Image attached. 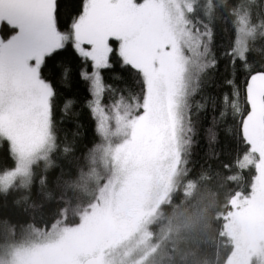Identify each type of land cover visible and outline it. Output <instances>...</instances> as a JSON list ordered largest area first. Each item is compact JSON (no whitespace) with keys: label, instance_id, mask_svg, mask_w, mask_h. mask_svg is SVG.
Returning <instances> with one entry per match:
<instances>
[{"label":"snow or ice","instance_id":"snow-or-ice-1","mask_svg":"<svg viewBox=\"0 0 264 264\" xmlns=\"http://www.w3.org/2000/svg\"><path fill=\"white\" fill-rule=\"evenodd\" d=\"M61 7L60 0H0V145L10 161L0 165V197H14L16 206L38 197L43 207L53 200V185L67 191L107 180L105 190L114 184L131 194L132 212L111 235L66 252L100 223L118 222L119 210L105 195L70 222L71 200L61 195L65 206L42 218L43 227L35 220L26 228L0 222V264H106L107 248L136 234L145 247L154 242L157 264H264V0H77L65 24ZM69 44L79 67L60 74L86 83L101 138L80 157L61 147L58 90L43 74ZM257 51L259 60L250 59ZM220 59L236 79L230 74L213 100V125L231 117L243 148L235 166L250 176L243 187L239 176L217 173L213 188L206 170L193 177L189 168L193 107H206L194 101ZM117 66L134 88L105 82L104 73ZM106 92L112 93L107 103ZM65 97L67 109L73 100ZM208 136L216 138L211 128ZM69 156L73 166L51 181L56 159Z\"/></svg>","mask_w":264,"mask_h":264},{"label":"trees","instance_id":"trees-1","mask_svg":"<svg viewBox=\"0 0 264 264\" xmlns=\"http://www.w3.org/2000/svg\"><path fill=\"white\" fill-rule=\"evenodd\" d=\"M76 2L77 0H60L62 6V24L68 22L69 14L74 11ZM217 31L219 32L220 29L218 28ZM221 44V36L217 35L216 45L219 47ZM218 47L214 49L217 55ZM259 58V51L253 57H250V59L255 60H259ZM66 67H79L77 57L70 44L59 55L54 56L48 61L43 74L53 82L58 90L56 124L61 147L63 148L65 145L70 146L74 149V156L80 157L86 154L89 149L99 144L101 138L96 131L98 121L95 120L94 115L87 106V100L90 98L87 85L83 81H75L74 79L71 82H66L60 74L61 70ZM230 74L232 78L236 79L228 62L223 59L219 60L217 67L207 70L201 81V90L194 101V105L199 103L206 105V107H202L199 110L195 106L193 107V121L196 126V135L189 168L192 169L193 177H196L202 170H206L212 177L210 186L213 188L219 187L217 173L221 175L239 176L241 187L250 179L247 169L241 171L238 166H235L237 157L242 158L243 148L237 145L233 137L231 117H228L226 120H219L218 123L213 125V117L216 115L213 109V100L220 95L221 85ZM104 77L105 82L112 83L114 87L122 89L135 87L132 78L127 73L121 72L119 66H117L114 72H105ZM121 77L124 81L123 83L118 79ZM243 79L244 77L241 75L238 77L237 82L239 83ZM66 93L70 94L73 100V103L67 109L64 108L63 104ZM111 96V92H106L103 97L104 102L107 103V99ZM210 128L216 136L211 141L208 136V130ZM7 163H10L8 160L7 146L0 145V165ZM225 163L233 164V171L225 173L223 169V164ZM56 164L59 165V168L49 173V178L53 182H55L56 177L59 175L60 168L67 174L73 166V156H69L67 159L58 157ZM230 187L239 190L237 182H232ZM99 189H101L100 184L97 185L95 182L90 184L86 189L76 188L67 191L62 184L59 188L53 185V200L45 201L43 207L39 206L40 200L38 197H34L32 201L28 202V204L33 202L37 203L38 206L36 208H29L28 204L23 202L19 206H16L13 203L14 197L12 196L7 197V199L0 197V222L8 221L10 222V226L21 225L26 228L28 223H32L35 220L37 225L43 227V219H48L58 209L65 206L59 200L61 195L64 196L65 200H71V205L68 207L67 212L69 221L79 220V217L85 209L92 210L96 206L97 201L100 200L101 191ZM226 190H228L227 187L221 190V200H223V193ZM176 199L179 200L180 196L177 195ZM25 208H27V211H25ZM164 211L171 214L170 208H165ZM150 231L158 232L159 226L154 227ZM139 235H132L130 241ZM208 253L211 255L212 250L208 249ZM158 256L159 253L156 251L153 242L146 250L145 247H140L139 250L137 249L134 257L137 261L139 260L138 264H157Z\"/></svg>","mask_w":264,"mask_h":264},{"label":"rangeland","instance_id":"rangeland-1","mask_svg":"<svg viewBox=\"0 0 264 264\" xmlns=\"http://www.w3.org/2000/svg\"><path fill=\"white\" fill-rule=\"evenodd\" d=\"M107 183L108 181L105 180L104 183L100 184V201L101 203L104 202L105 195L113 196V206L115 209L119 210L118 222L109 221L100 223L96 227L86 232L78 240L72 241L65 249L66 252H70L73 248L86 244L89 241L97 239L98 237L109 236L117 227H123L127 224L128 218L130 217L132 212L131 194L129 193L122 195L123 189L119 185L114 184L110 185L108 189L105 190V184ZM141 235L142 234L131 241V236L128 238H126V236L123 242H121L118 246L108 247L104 253L106 264H138L139 260L137 261V259L134 257L135 253L137 249L139 250L140 247H145L141 242ZM147 248L145 247V250ZM253 264H255V261L253 262Z\"/></svg>","mask_w":264,"mask_h":264}]
</instances>
